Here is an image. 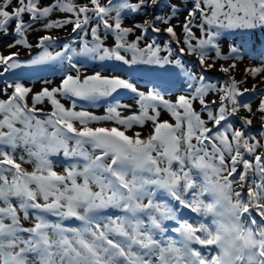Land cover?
Returning <instances> with one entry per match:
<instances>
[{"label": "snow or ice", "instance_id": "1", "mask_svg": "<svg viewBox=\"0 0 264 264\" xmlns=\"http://www.w3.org/2000/svg\"><path fill=\"white\" fill-rule=\"evenodd\" d=\"M6 37L0 264H264V0H0Z\"/></svg>", "mask_w": 264, "mask_h": 264}, {"label": "rangeland", "instance_id": "2", "mask_svg": "<svg viewBox=\"0 0 264 264\" xmlns=\"http://www.w3.org/2000/svg\"><path fill=\"white\" fill-rule=\"evenodd\" d=\"M157 11H159V9L157 10ZM164 11L165 12H167V8H165L164 9ZM184 15H185V13L184 12H181V14H180V19L181 20H183L184 19ZM149 19H151V16H149L148 17ZM136 19L137 20H139V19H142L141 17H136ZM125 26H128V27H130L131 26V22L130 21H126L125 22ZM58 31V34L57 35H55V36H59L62 40H66V39H68L69 38V34L71 33V26H69L68 27V29H67V31H59V30H57ZM177 31L179 32L180 30L179 29H177ZM35 34H32V36H30V41H32V42H35V40H36V36H34ZM229 41H231V39H232V37H228L227 38ZM11 41V38L10 37H6V38H4L3 39V41L2 42H0V51H2L1 49L4 47V45H6L7 43H9ZM15 50V49H14ZM23 49H21V51H22ZM36 51L37 50H33V52L30 54V53H28L27 51H25V53H20V56H21V58H23V59H28L29 58V56L30 55H34L35 53H36ZM6 53V51H4V54ZM184 59H186V60H188V61H195V57H192V56H185L184 57ZM90 62V63H89ZM252 63H256V60H252L251 61ZM88 63V64H87ZM92 64V65H91ZM93 64H97V69L96 70H102V69H100L99 67H98V65H99V62H94V61H87V62H85L84 63V65H83V67H84V69H88V70H91L92 71V69H93ZM246 64V65H245ZM249 64V59L248 58H245V60L242 62V63H240L239 64V69L241 70V71H238V73L239 74H242L241 72H242V70L244 69V67H246L247 65ZM91 65V66H90ZM49 66H52L51 68H48ZM219 65H217V67H218ZM55 67V68H54ZM32 68V69H31ZM36 68V69H35ZM40 68V69H39ZM48 68V69H47ZM29 69V70H28ZM33 69H35V70H33ZM47 69V70H46ZM28 70V71H27ZM31 70V71H30ZM43 70V71H42ZM195 71H197V72H199L200 71V69H199V66L197 65V67L194 69ZM36 71V72H35ZM62 70H61V67H60V65L58 64H50V65H45V66H31V67H26L23 71H21L20 72V76L25 80V81H28V80H31V79H36V78H44V77H46V78H49V77H59V79H60V76H61V72ZM238 73H236V78L238 79L239 78V75H238ZM48 75V76H46V75ZM60 75V76H59ZM137 75V77L138 76H140L139 74H136ZM208 75H209V77L211 78V77H221L222 76V74H220V73H218L217 71H216V69H212V70H210L209 72H208ZM147 78L145 77L143 80H141V81H145ZM39 81H41L40 83H42L43 81L42 80H39ZM251 80H249V82H248V84H247V86L248 87H252V85H251ZM215 97H214V95L213 96H210L209 97V99H214ZM129 100H131V99H129ZM197 109H199V106H198V108ZM166 115V114H165ZM167 116V115H166ZM206 118V117H205ZM259 123H260V121L259 120H254V127H257L258 125H259ZM58 159H61V158H58ZM57 171H60L61 170V168H60V166H57V169H56ZM159 202H163V199H161ZM180 212H182V213H184V209L183 208H181L180 209ZM192 216L193 217H195V215L194 214H192ZM196 219H199V217H195ZM50 219H54V218H50ZM200 219H203V220H205V222H210V218H207V217H200ZM173 222H174V225H173ZM172 226L171 227H175L176 226V223H175V221H172Z\"/></svg>", "mask_w": 264, "mask_h": 264}, {"label": "bare ground", "instance_id": "3", "mask_svg": "<svg viewBox=\"0 0 264 264\" xmlns=\"http://www.w3.org/2000/svg\"><path fill=\"white\" fill-rule=\"evenodd\" d=\"M59 31H63V30H59ZM33 34H35L34 36H38V35H41V34H43V33H40V32H37V33H33ZM53 35H57L58 34V31L56 30V31H54L53 33H52ZM32 36V35H31ZM2 51H6V53L5 54H7V50L5 49V47H3L2 49H1ZM12 51H15L14 49H12ZM25 51L26 50H22L20 53H25ZM253 55V53L252 52H249L248 53V56H252ZM83 59V58H82ZM90 63V62H89ZM256 63H257V61H256ZM88 64V63H87ZM58 65V64H57ZM92 65V64H91ZM90 65V66H91ZM94 65V64H93ZM97 65V64H96ZM246 65V64H245ZM47 66V65H46ZM33 67V66H32ZM43 67V66H42ZM52 66H49L48 68H51ZM47 68V69H48ZM55 68V67H54ZM245 68V67H244ZM32 69V68H31ZM36 69V68H35ZM35 69H33V70H35ZM40 69V68H39ZM46 69V70H47ZM29 70V69H28ZM27 70V71H28ZM62 71L61 72H63V69H61ZM31 71V70H30ZM43 71V70H42ZM82 71H84L86 74H91L92 73V71L91 70H88V69H84V67L82 68ZM36 72V71H35ZM238 73V72H237ZM242 74H239L238 73V75H239V78L238 79H241L242 78V76H243V71L241 72ZM46 75V74H45ZM61 75H62V73H61ZM140 75V74H139ZM46 76H48V75H46ZM60 76V75H59ZM60 78H61V76H60ZM138 79L140 78V76H138L137 77ZM44 79H49V80H52L53 82H54V84H58L59 82H60V79H59V77L57 76V77H49V78H46V77H44V78H36V79H31V80H28V81H25L26 83H28L29 85H34V87H35V89L36 90H39L40 89V87H41V85H42V83H40L41 81H39V80H44ZM141 83H145V81H141ZM251 85H252V82H251ZM261 87H264V85H262ZM141 88L143 89L144 87H142L141 86ZM133 101L132 100H126V101H123L122 103H132ZM65 103H67V102H65ZM196 108H198V104H195L194 105ZM90 111H93V112H95V113H97V114H103V112H104V107L103 106H100V107H95V108H90L89 109ZM162 119H169V117L168 116H166V115H163L162 116ZM145 131H147V129H145ZM59 158H61L62 159V157H59ZM29 170H31L30 169V167H29ZM184 212H187V210H185L184 209ZM188 214H191V213H188ZM208 218V217H207ZM55 219V218H54ZM172 222H166V224L168 225V227L169 228H171V226H172V224H171Z\"/></svg>", "mask_w": 264, "mask_h": 264}, {"label": "clouds", "instance_id": "4", "mask_svg": "<svg viewBox=\"0 0 264 264\" xmlns=\"http://www.w3.org/2000/svg\"><path fill=\"white\" fill-rule=\"evenodd\" d=\"M225 206H227L225 204ZM211 219V217H208ZM225 225L227 230L221 229V245L224 251L228 254L229 259H233L235 255H238V249L247 250L251 247V240L245 242V240L238 239V233L232 229V225L225 218Z\"/></svg>", "mask_w": 264, "mask_h": 264}, {"label": "water", "instance_id": "5", "mask_svg": "<svg viewBox=\"0 0 264 264\" xmlns=\"http://www.w3.org/2000/svg\"><path fill=\"white\" fill-rule=\"evenodd\" d=\"M141 86H145V83H141ZM101 106H103V105L101 104Z\"/></svg>", "mask_w": 264, "mask_h": 264}]
</instances>
